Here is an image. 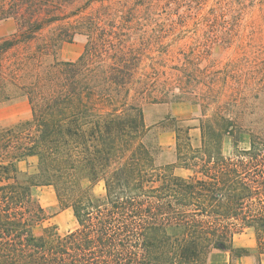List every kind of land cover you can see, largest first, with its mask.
I'll list each match as a JSON object with an SVG mask.
<instances>
[{
    "label": "trees",
    "instance_id": "16d2710c",
    "mask_svg": "<svg viewBox=\"0 0 264 264\" xmlns=\"http://www.w3.org/2000/svg\"><path fill=\"white\" fill-rule=\"evenodd\" d=\"M248 7V0H1L0 19H14L17 29L0 42V105L25 98L31 113L0 125V264H236L246 255L263 264L264 55L223 101L219 74L195 87L189 51L170 48L189 19L223 23ZM77 34L87 37L83 52L61 59ZM6 55L13 59L5 65ZM173 101L201 106L200 145L181 128L174 147L147 141L145 106ZM243 132L247 148L239 146ZM36 186L53 187L59 207L73 210L74 229L37 232L48 214ZM248 231L255 246H237Z\"/></svg>",
    "mask_w": 264,
    "mask_h": 264
},
{
    "label": "rangeland",
    "instance_id": "374dc122",
    "mask_svg": "<svg viewBox=\"0 0 264 264\" xmlns=\"http://www.w3.org/2000/svg\"><path fill=\"white\" fill-rule=\"evenodd\" d=\"M249 7L240 15L234 13L225 18V22L206 21L199 18L189 19L185 25L180 26L176 31L178 43L170 48L186 49L192 57L191 83L196 87L199 82L206 81L210 76L219 74L224 90L221 99L232 100L238 89H232V84L247 81L249 74L259 59L264 55V0H248ZM1 4V0H0ZM242 7V5H238ZM222 25H228L233 29L223 30ZM217 27V29H216ZM17 29L14 19H0V42L1 38L9 37ZM174 34H171L165 41H172ZM87 37L84 34H77L74 40L65 43L62 47L60 58L75 60L83 52ZM209 52L208 59H201V54ZM13 58L7 56L3 63L6 65ZM185 61L180 60V63ZM215 62V63H214ZM210 65L208 72L204 75L201 68ZM199 68V69H198ZM185 74V73H184ZM254 99V98H252ZM257 102V101H256ZM259 114H264V103L260 104ZM31 107L25 98L14 99L0 105V125H6L30 116ZM145 121L151 126L147 136L149 143H160L163 147H174L176 130L181 128L188 130L194 146L200 145L201 130L200 119L201 106L189 101H173L169 103L147 104L144 110ZM264 121L260 122L263 123ZM235 138L228 136L224 139V153L227 156L233 154ZM241 148L249 146L248 133H241L239 140ZM168 159H174L169 155ZM35 160L31 159L30 168H34ZM27 168L25 163L21 164ZM178 174L186 175L188 171L178 169ZM97 194L104 192L102 183L94 187ZM34 194L39 198L45 207L48 218L37 228L40 233L45 227L54 226L60 233H65L76 227L77 221L71 208L59 207L55 190L51 186H36ZM236 245L244 247L255 246L256 241L251 231L245 232L236 237ZM236 264H256L253 256H243ZM264 264V259H263Z\"/></svg>",
    "mask_w": 264,
    "mask_h": 264
}]
</instances>
